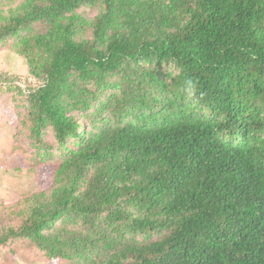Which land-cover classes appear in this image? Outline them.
<instances>
[{"label": "trees", "instance_id": "1", "mask_svg": "<svg viewBox=\"0 0 264 264\" xmlns=\"http://www.w3.org/2000/svg\"><path fill=\"white\" fill-rule=\"evenodd\" d=\"M3 47L40 189L0 205V256L264 264V0H0Z\"/></svg>", "mask_w": 264, "mask_h": 264}, {"label": "rangeland", "instance_id": "2", "mask_svg": "<svg viewBox=\"0 0 264 264\" xmlns=\"http://www.w3.org/2000/svg\"><path fill=\"white\" fill-rule=\"evenodd\" d=\"M95 12L88 11L87 16ZM0 80L8 78L23 89L36 87L39 82L29 75L26 59L7 47L0 49ZM24 98L13 93L0 94V205L6 209L36 193L40 188L33 147L27 138ZM45 139L52 144L54 161L59 160L58 145L48 130ZM15 220H12L14 222ZM0 264H67L57 259L47 261L38 250L27 243L19 244L15 252L3 249Z\"/></svg>", "mask_w": 264, "mask_h": 264}, {"label": "clouds", "instance_id": "3", "mask_svg": "<svg viewBox=\"0 0 264 264\" xmlns=\"http://www.w3.org/2000/svg\"><path fill=\"white\" fill-rule=\"evenodd\" d=\"M175 66L172 64L168 65V72L175 76ZM178 89L183 93L184 99L186 102L195 103L200 98L198 96V87L196 82H194L191 78L185 77L178 85Z\"/></svg>", "mask_w": 264, "mask_h": 264}]
</instances>
